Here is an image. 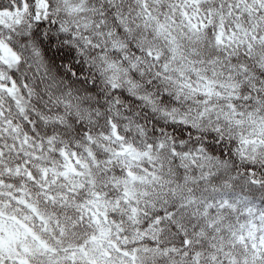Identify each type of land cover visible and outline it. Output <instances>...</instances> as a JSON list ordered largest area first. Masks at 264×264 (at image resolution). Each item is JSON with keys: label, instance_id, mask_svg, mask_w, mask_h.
Instances as JSON below:
<instances>
[{"label": "snow or ice", "instance_id": "6c2138e0", "mask_svg": "<svg viewBox=\"0 0 264 264\" xmlns=\"http://www.w3.org/2000/svg\"><path fill=\"white\" fill-rule=\"evenodd\" d=\"M0 264H264V0H0Z\"/></svg>", "mask_w": 264, "mask_h": 264}]
</instances>
